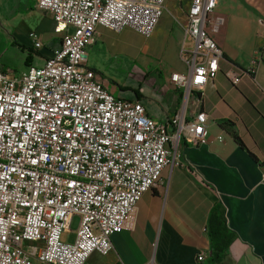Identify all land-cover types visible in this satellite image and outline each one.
<instances>
[{"label":"built area","instance_id":"2783aa9c","mask_svg":"<svg viewBox=\"0 0 264 264\" xmlns=\"http://www.w3.org/2000/svg\"><path fill=\"white\" fill-rule=\"evenodd\" d=\"M218 1L188 0L179 50L185 70L170 77L184 103L165 124L140 101L116 98L88 67L87 49L98 27L152 36L166 0H37L62 39L43 66L19 77L0 70V264H86L93 254L107 256L112 236L161 184L173 149L205 142L208 115L187 119L186 102L220 71ZM42 47L34 36V48ZM258 64L253 59L226 77L236 87ZM197 260L205 262V254Z\"/></svg>","mask_w":264,"mask_h":264},{"label":"crops","instance_id":"0c3cea01","mask_svg":"<svg viewBox=\"0 0 264 264\" xmlns=\"http://www.w3.org/2000/svg\"><path fill=\"white\" fill-rule=\"evenodd\" d=\"M215 16L224 19L214 35L224 54L220 71L186 102L187 119L200 111L208 115L205 142L182 141L173 149L174 162L163 171L161 184L142 197L112 236L114 250L93 254L86 264H201V253L206 262L207 222L215 204L225 207L227 225L237 236L222 264H264V0H219ZM112 33L97 28L87 49L88 67L116 98L140 101L150 118L166 124L184 103L183 91L170 80L183 68L167 75L149 71L154 79L146 85L112 84L100 68ZM0 36L11 38L24 55L21 69L0 61V70L15 77L29 66H43L62 39L37 0H0ZM34 36L43 45L40 50L34 48ZM253 59L259 62L256 73L233 86L226 72L249 69ZM75 219L65 241L75 239Z\"/></svg>","mask_w":264,"mask_h":264},{"label":"rangeland","instance_id":"374dc122","mask_svg":"<svg viewBox=\"0 0 264 264\" xmlns=\"http://www.w3.org/2000/svg\"><path fill=\"white\" fill-rule=\"evenodd\" d=\"M188 0H166L165 11L158 23V32L145 37L140 33L125 29L113 32L112 45L106 61L100 64L109 82L120 87L149 84L154 79L152 72L160 70L165 75L170 70H185L179 57V45L183 39L182 23ZM24 55L11 38L0 36V61L12 69L24 66ZM151 73L148 74V72ZM78 218L73 228H76Z\"/></svg>","mask_w":264,"mask_h":264},{"label":"trees","instance_id":"16d2710c","mask_svg":"<svg viewBox=\"0 0 264 264\" xmlns=\"http://www.w3.org/2000/svg\"><path fill=\"white\" fill-rule=\"evenodd\" d=\"M207 233L210 240V253L206 262L201 264H222L230 255V248L237 239L236 234L227 225L226 209L215 204L207 222Z\"/></svg>","mask_w":264,"mask_h":264}]
</instances>
